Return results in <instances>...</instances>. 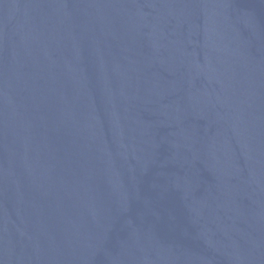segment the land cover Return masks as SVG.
I'll list each match as a JSON object with an SVG mask.
<instances>
[{"label": "water", "instance_id": "obj_1", "mask_svg": "<svg viewBox=\"0 0 264 264\" xmlns=\"http://www.w3.org/2000/svg\"><path fill=\"white\" fill-rule=\"evenodd\" d=\"M0 264H264V0H0Z\"/></svg>", "mask_w": 264, "mask_h": 264}]
</instances>
